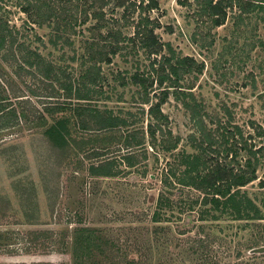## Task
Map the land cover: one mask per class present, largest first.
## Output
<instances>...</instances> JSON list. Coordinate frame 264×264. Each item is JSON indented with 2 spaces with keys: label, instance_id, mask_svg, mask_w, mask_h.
I'll list each match as a JSON object with an SVG mask.
<instances>
[{
  "label": "rangeland",
  "instance_id": "374dc122",
  "mask_svg": "<svg viewBox=\"0 0 264 264\" xmlns=\"http://www.w3.org/2000/svg\"><path fill=\"white\" fill-rule=\"evenodd\" d=\"M203 4L156 0L148 8L135 4L126 17L120 6L104 4L98 17L88 0H0L8 28L0 82L15 109V118L0 126V264H264L263 207L259 219H238L207 209L200 191L172 175V184L162 185L201 131L181 96L168 91L160 102L165 118L151 140L145 108L161 91L153 83L143 102L142 87L129 77L133 70L147 73L140 32H133L144 14L164 42L162 52L194 59L179 81L202 102L201 126L215 136L200 157L236 166L245 157L243 141L260 145L256 177L238 189L264 201V187L256 184L264 173V134L255 133L264 130V1L230 0L216 24ZM29 50L42 58L35 62ZM81 107L108 108L126 121L98 127ZM215 113L227 118L225 130L240 129L226 144L219 143ZM57 116L66 118L62 145L43 132ZM229 143L232 157L223 155ZM100 163L112 174L89 170ZM159 192L170 201L160 211ZM256 246L263 250H250Z\"/></svg>",
  "mask_w": 264,
  "mask_h": 264
},
{
  "label": "trees",
  "instance_id": "16d2710c",
  "mask_svg": "<svg viewBox=\"0 0 264 264\" xmlns=\"http://www.w3.org/2000/svg\"><path fill=\"white\" fill-rule=\"evenodd\" d=\"M229 1L230 0H204L203 9L209 14L212 23H219L223 19L225 5L228 4ZM104 4L110 5V8L120 6V13L123 17H126L128 16V12L132 9V6H135V4H139L140 6L143 5L144 8H148L154 6L156 0H144V2L138 0L136 3L134 0H88V5L94 6L92 13L98 17L102 15V7ZM145 20H148L146 15H139L135 20L133 32H140L139 35H137L138 44L142 47L148 57L147 73L133 70L130 72L129 77L130 81L136 82L142 87L143 96H141V101L143 102L148 99L147 92L148 89L153 88L151 87L153 83L155 86L159 87L161 91L157 96L154 94V100L149 101L145 108V111L148 114L146 131L149 138L153 140L155 138V131L161 129V123L163 122L165 115L160 109V102L165 98L168 91H171L175 97L181 96V102L188 110L195 129H199L198 132L201 131V136L197 139L195 138L194 142L191 144L193 151H183L176 156L175 161L172 164V169H169V173L167 172L168 175L161 179L162 185L165 187L169 184L171 185L172 179L169 176L172 175L174 182L181 185L191 186L200 191L202 193V203H207L209 205L207 209L209 210L224 212L238 219L261 218V207L264 208V201L262 200L261 203H257L246 194L244 190L238 189L240 186L256 177L254 174V164L257 162V156L255 153L260 150V145L255 148H250L245 145L244 141L241 143L240 147L245 150V157L243 158V163L241 165H230L228 161H222L224 159H219L218 157L212 158L210 165L200 157L198 150H201L202 147H208L215 136L201 126V124H203L202 115L206 114V109L203 107L202 102L195 99L190 89H185L184 85L179 81L181 75L188 71L189 66L194 63V59L188 54H174L169 50L170 47L168 45L167 47L169 49H167L169 52H162L161 49L164 42L153 32L151 23L147 25ZM7 30L8 28L6 27L5 20L0 17V47L4 44V39H6V36L8 35ZM106 32H108V30H106ZM10 40H12V37L9 38V41ZM109 51H113L112 47H109ZM30 53L35 62L42 58L37 50H31ZM156 53L158 54L157 56ZM105 58L108 59V56L106 55ZM195 67L197 70L199 69V65L195 64ZM149 74L151 75L149 76ZM1 82L0 126H3L7 124L8 121L15 118V109L14 106L8 105L9 100L6 95L7 93L5 94L3 85L1 87ZM186 86L190 87L189 85ZM153 91L154 89L151 90V92ZM77 93L79 96L83 95L81 92ZM221 107L223 108V105ZM81 108L85 109V113L94 118L98 127L111 126L126 121L123 116L112 113L108 108H102L100 110L95 107ZM227 114L229 115L228 112ZM226 121L227 118L221 120L217 113L213 114L212 122L215 129H217V131L220 130L218 131L219 143L223 144L228 142L227 139L229 138V134L240 133L237 124L233 125L235 130H225V124H223V122ZM249 123L251 127H253L251 120H249ZM43 132L52 143L56 145L64 144L65 138L68 137L66 118L64 116H57L43 128ZM255 133L264 134V130H255ZM132 137H134V134H132ZM138 142L139 137L134 139L133 144H137ZM168 147V145L165 146V149ZM222 148L224 151L223 155L228 154L232 157L236 153L235 149L232 147V143H229L227 146L223 145ZM104 165L105 164L102 163L97 165L90 164L89 170L94 173L97 172V168H101L100 170L102 171H100V174H112L113 171L109 169L110 165ZM256 184L257 186L264 187V173L257 177ZM169 203V198L166 195L164 197L161 192L157 194L155 208L160 211V209L167 207ZM156 214L157 210L153 211L152 217ZM77 242H80L79 238H77Z\"/></svg>",
  "mask_w": 264,
  "mask_h": 264
},
{
  "label": "water",
  "instance_id": "95a60500",
  "mask_svg": "<svg viewBox=\"0 0 264 264\" xmlns=\"http://www.w3.org/2000/svg\"><path fill=\"white\" fill-rule=\"evenodd\" d=\"M250 250H252V251H261V250H263V247L262 246H256V247H252Z\"/></svg>",
  "mask_w": 264,
  "mask_h": 264
}]
</instances>
